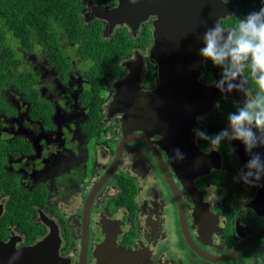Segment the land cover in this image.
I'll return each instance as SVG.
<instances>
[{"label": "flooded vegetation", "instance_id": "obj_1", "mask_svg": "<svg viewBox=\"0 0 264 264\" xmlns=\"http://www.w3.org/2000/svg\"><path fill=\"white\" fill-rule=\"evenodd\" d=\"M84 2L85 23L100 22L108 37L124 28L136 44L119 60L120 71L105 86L99 111L82 104L87 80L74 62L66 78L53 64L28 69L39 77L35 86L40 99L52 105L51 112L9 96L18 111L0 113L1 182L4 188L9 184L26 193L23 203L33 226L21 229L9 220L14 217L9 214L13 192L3 190L0 242L23 249L52 233L59 256L70 264H101L103 259L109 264H264V179L259 187L234 179L247 162L237 152L239 148L246 155L239 141L206 154L205 142H194L192 132L201 127L214 134L225 127V106L235 110L243 93L220 96L206 109L202 93L192 98L187 84L178 98L151 95L162 82L160 65L151 56L156 17L150 16L135 30L112 27L97 11L116 6V0ZM230 2L234 11L221 19L226 27L238 14L236 2ZM145 31L151 40L143 45ZM130 64L141 66L132 91L144 101L137 102V111L114 112L133 107L113 105L117 85L130 73ZM219 73L203 62L196 81L209 87L207 82L219 79ZM205 114L198 123L196 117ZM177 147L185 154L182 162L172 159ZM258 149L264 148L254 149L264 156ZM210 185H218L220 199L205 202ZM200 199L207 206H200ZM243 199L251 208L247 216L240 213ZM105 244L108 247L102 250ZM122 253L136 258L126 261Z\"/></svg>", "mask_w": 264, "mask_h": 264}, {"label": "trees", "instance_id": "obj_2", "mask_svg": "<svg viewBox=\"0 0 264 264\" xmlns=\"http://www.w3.org/2000/svg\"><path fill=\"white\" fill-rule=\"evenodd\" d=\"M234 1L238 14L226 22L231 25L261 7L260 0ZM84 9V0H0V113H17L18 110L11 105L10 95L20 96L22 101L27 99L35 110L46 113L53 110L50 103L40 99V91L35 86L39 77L35 71L21 69L26 53H34L43 63L55 65L65 78L76 59L83 61L87 87L82 95V104L99 111L105 86L120 71L119 60L130 53L136 40L124 28L112 37H104L100 22L85 23L82 17ZM142 38L143 45H146L151 40L150 33L145 31ZM73 50H76V56H73ZM225 111L223 117L234 109L225 106ZM2 173L0 192H13L9 214L15 218L9 220L12 219L21 229L29 230L33 224L23 203L26 193L16 191L9 184L4 188Z\"/></svg>", "mask_w": 264, "mask_h": 264}, {"label": "water", "instance_id": "obj_3", "mask_svg": "<svg viewBox=\"0 0 264 264\" xmlns=\"http://www.w3.org/2000/svg\"><path fill=\"white\" fill-rule=\"evenodd\" d=\"M116 1V6L104 7L97 11L98 17L108 21L112 27L127 25L135 30L150 16L156 17L153 22L151 56L157 59L160 65L162 82L157 93L152 92L151 95L169 99L171 94L172 97L178 98L182 95L180 90L187 84L189 91L191 89L193 92L192 98H196L198 92L202 93L204 109L207 103L210 105L221 96L215 87H205L197 83L196 79L203 69V60L198 55V50L203 46L201 40L203 32L217 19H224L231 14L234 11L233 2L225 4L223 0H136L133 4L130 0ZM104 35L108 36L107 33ZM133 65L128 66L130 73L118 83L113 104L119 106L118 103L121 105L132 103L133 107L128 110L120 107L117 111L112 110L114 112L137 111V102L144 101L139 93L132 91V86L138 83L141 69V66L138 68ZM260 151L264 153V150ZM237 152L245 161L249 159L247 154L243 157L244 152L239 148ZM198 204L207 206L202 199L198 200ZM55 238L51 233L34 245L19 249L18 259L14 264H70L59 256L57 241H53ZM105 247L108 245H103L102 250ZM17 250L11 242H0V264H9L10 257L17 253ZM122 254L125 255L123 259L126 261H129V258H136L130 253ZM105 255L106 252L103 256ZM106 263L109 264L108 259ZM106 263L104 259L101 262Z\"/></svg>", "mask_w": 264, "mask_h": 264}, {"label": "clouds", "instance_id": "obj_4", "mask_svg": "<svg viewBox=\"0 0 264 264\" xmlns=\"http://www.w3.org/2000/svg\"><path fill=\"white\" fill-rule=\"evenodd\" d=\"M130 2L135 4L136 0ZM223 2L227 4L230 0ZM260 4L261 7L243 15L231 26L226 27L217 19L203 32V46L198 55L205 65L210 63L220 70L219 79L207 83L224 98L239 92L243 93L244 99L235 102V110L227 113V125L218 132L209 134L201 127L192 129L194 142H205L203 150L206 154L219 152L222 145L231 146L233 141L244 146L249 159L234 179L249 187H259V182L264 179V156L254 152V149L264 148V0H260ZM215 107L220 108L218 101ZM205 119L206 114L196 117L198 123ZM234 153L235 148H231V154ZM172 159L182 162L185 154L177 147L173 149ZM204 199L205 202L219 200L218 185H210ZM239 208L241 216L251 212L246 199L241 200ZM18 252L19 249L10 257L9 264L18 259Z\"/></svg>", "mask_w": 264, "mask_h": 264}, {"label": "rangeland", "instance_id": "obj_5", "mask_svg": "<svg viewBox=\"0 0 264 264\" xmlns=\"http://www.w3.org/2000/svg\"><path fill=\"white\" fill-rule=\"evenodd\" d=\"M17 43L14 44V46L16 45ZM72 54L73 56H76L77 55V52L76 50H73L72 51ZM23 58H24V65L21 67V69L23 70H27V69H31V66L34 65L36 67H39L41 66V64L43 63L37 56L36 54L34 53H26L25 55H23ZM77 63L79 64V66L83 69V71L85 70V64L83 61L81 60H78L76 59V62H74V66L76 68L77 66ZM77 69V68H76ZM45 79V78H44ZM43 79V80H44ZM53 79H54V86L57 85V80H55V76H53Z\"/></svg>", "mask_w": 264, "mask_h": 264}]
</instances>
